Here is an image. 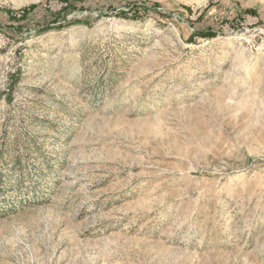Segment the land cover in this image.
<instances>
[{
    "label": "rangeland",
    "instance_id": "374dc122",
    "mask_svg": "<svg viewBox=\"0 0 264 264\" xmlns=\"http://www.w3.org/2000/svg\"><path fill=\"white\" fill-rule=\"evenodd\" d=\"M0 174V264H264V0H0Z\"/></svg>",
    "mask_w": 264,
    "mask_h": 264
},
{
    "label": "trees",
    "instance_id": "16d2710c",
    "mask_svg": "<svg viewBox=\"0 0 264 264\" xmlns=\"http://www.w3.org/2000/svg\"><path fill=\"white\" fill-rule=\"evenodd\" d=\"M34 8V7H33ZM32 8V9H33ZM15 161H17V164L19 163V157L15 158ZM6 180L3 179V176L0 174V194H4L5 192L8 191V189L6 188Z\"/></svg>",
    "mask_w": 264,
    "mask_h": 264
}]
</instances>
